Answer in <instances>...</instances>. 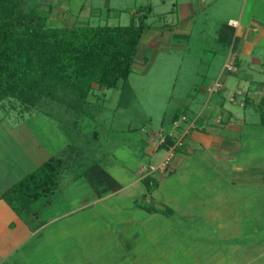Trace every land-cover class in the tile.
<instances>
[{
	"label": "rangeland",
	"instance_id": "374dc122",
	"mask_svg": "<svg viewBox=\"0 0 264 264\" xmlns=\"http://www.w3.org/2000/svg\"><path fill=\"white\" fill-rule=\"evenodd\" d=\"M183 1L194 3L195 6L192 16L194 21L190 28L179 27L178 7ZM225 1L227 0H36L35 6L40 11L47 10V3H51L52 10L48 20L55 27H68L74 23L127 25L137 8L146 5L151 7V13L145 19V23L151 27L141 34L127 78L129 91L119 106V90L111 88L95 90V96L89 97L92 103H96L98 95L102 94L104 98L97 101L98 107L88 105L87 109L84 108L88 113L86 115L91 118L83 116L76 120L71 112L63 111L62 106L52 103L46 107H37L44 108V116L47 118L63 122L73 139L68 140L70 142L65 145L70 146V152L67 166L61 172L64 175L60 179L61 186L67 184L68 178L72 180L79 177L82 169L91 163L101 162L122 186L132 181L131 177L137 175V169L139 172L141 170L140 175L144 174L142 171L146 176L149 172L159 175L155 178L158 186L152 193L146 192L143 182L138 185L141 188L136 192L143 195L139 194L134 201L137 206L147 203L152 197L157 207H167L173 211V215L166 221L162 216H155V222H174L171 225L174 233L162 237L168 239V245L175 247L173 252L164 251L158 257L159 253L154 252L152 261H146L147 264H231L234 261L235 264H264V167L262 172L243 176L232 169L233 160L217 161L210 153H204L198 161L185 169L176 165L173 168L175 174H168V170L174 166L173 159L175 161L177 158L175 154L164 172L150 171L147 168L148 165L157 167L167 154L165 149L156 146L159 137L167 134L176 139L174 136L178 131H175V124L171 121L176 112L184 113L186 120H179L177 124L185 130L200 110L209 112L214 107L213 104L217 103L224 109L244 114L247 121L254 123L259 120V114L252 108L240 107L242 95L233 94L237 90L238 81L244 85L245 74L250 75L253 80L261 79L255 69L250 68L253 64L248 55L242 56L237 73L222 72L223 65L233 56L229 54L231 52L225 41L228 36L223 25L229 17L236 15L240 7V0H232L230 7L226 2L223 8ZM220 30L225 34L220 35ZM255 49L264 50L257 46ZM220 73L228 83L227 88L222 96L217 93L209 95L206 90ZM1 104L4 109L6 101ZM96 109L99 111L95 112ZM39 111L42 113V110ZM48 124L52 126V123ZM208 127L205 129L207 134L190 130L183 142L190 149L200 151L214 148V144L218 143L215 142V137L219 140L232 138L240 148L237 159L242 162L255 160L264 154L263 127L246 128L239 137L226 131L222 137L211 133ZM92 132H95L94 136ZM252 133L254 136L251 138ZM64 153L66 154V150ZM109 155L114 158L110 159ZM252 165L257 166L254 163ZM260 165L262 164H258ZM67 193L68 188L63 195ZM47 197L39 199L27 209L30 211L34 207L46 206ZM118 202L125 204V196ZM17 204L15 202L18 208ZM206 205H210L208 211H222L219 219L214 218L222 223L221 228L210 223L204 225L205 220L202 218ZM95 208L97 206L94 205L92 209ZM60 212L59 208L57 213ZM179 216L180 220L177 219ZM141 217L147 219L146 225H150L147 216ZM143 231L146 233L143 236L145 244L156 239L148 226ZM234 243L238 249L234 248L236 250L232 252L230 245ZM141 244L144 245L143 242Z\"/></svg>",
	"mask_w": 264,
	"mask_h": 264
},
{
	"label": "crops",
	"instance_id": "0c3cea01",
	"mask_svg": "<svg viewBox=\"0 0 264 264\" xmlns=\"http://www.w3.org/2000/svg\"><path fill=\"white\" fill-rule=\"evenodd\" d=\"M185 2L183 1L178 7L179 27L190 28L194 21L192 16L195 6L194 3ZM226 2L228 7L233 4L232 0H227L222 4L223 8ZM239 3L240 7L236 15L229 17L225 23L232 30L231 43L226 44L231 52L229 54H233L232 57L227 58L228 62L225 64L232 62L234 72L237 73L242 56L248 55L247 57L250 58L253 64L250 63L252 65L250 68H254L261 79L253 80L250 75L245 74L244 85L242 86L238 81L237 90L233 91V94H241L240 107L252 108L259 114V120L254 123L247 121L244 114L224 109L217 103L213 104L214 107L209 112H205L202 107L203 110L198 112L185 130L177 124L179 120L182 122L186 120L184 113H174L171 121L173 125L175 124L174 128L178 133L176 132L174 136L176 139L169 136L172 141L180 140L183 144V151L175 153L177 158L175 161L173 159L174 166L170 169L173 174H175L173 168L176 165L185 169L198 161L204 153H210L217 161L233 160L232 169L243 176H252V173L257 174L263 171L264 154L260 158L256 157L255 160L242 162L239 158L237 159L240 148L232 138H220L219 140L215 137L214 140L218 143L214 144V148L200 151L190 149L183 142L190 130L207 134L206 126H209L207 129L213 134L222 136L226 131L232 132L235 137H239L246 128H264V124L261 123L262 114L250 106V104H258L264 94V50L262 52L255 49L256 46L264 49V0H240ZM64 13L67 15L66 11ZM222 72H224L223 68ZM224 79L225 77L220 73L216 81L222 82L223 90L213 93L223 95L228 84ZM15 106V104L6 102L3 109V104H0V264H147L146 261L148 263L152 261L154 252L159 253L157 257L164 251L173 252L175 246L168 245V239L163 238L162 235L174 233L171 226L174 222L169 221L170 225L163 224L160 220L155 222V216H162L166 221L169 216L173 215V211L170 210L171 213L168 215L151 214L137 208L135 204L136 197L139 194L143 195L136 191L141 188L138 185H141L142 179L146 176L144 171H142L144 174L140 175L141 170L139 172L138 169L135 177L130 176L132 181L122 186L100 162L99 165L121 187L116 192L100 196L95 195L81 176L74 177L72 180L68 178L67 184L61 186L60 179L64 177L61 173L57 180V190L47 197L46 206L34 207L30 211L12 209L4 201L3 193L48 158L57 156L70 142L68 140L72 139L60 120L47 118L38 109L23 113ZM48 123H52V126ZM250 135L251 138L254 136L253 133ZM109 156L110 159L114 158L113 155ZM103 157H106L105 154ZM253 163L257 166L254 167ZM258 164L262 165L258 166ZM149 166L152 165H148L147 168ZM149 173L148 176L153 179L159 177L153 172ZM157 186L158 183L155 189ZM67 188L68 193L64 196L63 193L67 191ZM123 195L125 204L121 205L118 200ZM94 205L97 208L92 209ZM59 208L61 212L57 213ZM208 208L210 205L208 207L206 205L203 210L204 225L207 226L210 223L214 227L221 228L222 223L214 218L219 219L222 211H208ZM141 216H147L148 221L151 222H149L150 225H146L147 219ZM180 218V216L177 217L179 220ZM175 224L177 225V222ZM146 226L154 232L152 236L156 238L148 244H145L143 237L146 234L143 231ZM234 248L238 249L235 243L230 245L232 252L236 250ZM143 261L145 263H142ZM163 263L167 264V262ZM230 263L235 264V261Z\"/></svg>",
	"mask_w": 264,
	"mask_h": 264
},
{
	"label": "trees",
	"instance_id": "16d2710c",
	"mask_svg": "<svg viewBox=\"0 0 264 264\" xmlns=\"http://www.w3.org/2000/svg\"><path fill=\"white\" fill-rule=\"evenodd\" d=\"M35 5L36 0H0V104L6 101L28 113L52 103L71 112L77 120L83 116L91 118L84 108L98 107L97 101L104 99L101 94L96 97V103L90 102L89 97L95 96V90L113 88L119 90V106L129 91L127 78L140 36L151 27L145 23L151 7L137 8L127 25L74 23L55 27L48 20L51 4L45 11ZM223 29L228 36L225 41L231 43L232 30L226 25ZM225 33L220 30V35ZM250 106L262 114L264 124V94L258 104ZM38 110L44 113V108ZM174 143L166 134L157 148L167 151ZM172 151L173 154L183 151V144L174 146ZM69 152L70 146L64 147L57 156L48 158L22 177L3 193L4 201L15 211H21L51 195L67 166ZM171 172L168 170V174ZM80 176L96 196L120 189L119 183L98 163L84 168ZM142 182L148 194L157 185L149 176ZM155 203L150 199L137 206L146 213H171L169 208L157 207Z\"/></svg>",
	"mask_w": 264,
	"mask_h": 264
},
{
	"label": "built area",
	"instance_id": "2783aa9c",
	"mask_svg": "<svg viewBox=\"0 0 264 264\" xmlns=\"http://www.w3.org/2000/svg\"><path fill=\"white\" fill-rule=\"evenodd\" d=\"M223 71L226 72V73L234 72V67H233L232 62H229L228 64L224 65ZM222 89H223L222 82L217 80L206 91L208 93H213V92L221 91ZM180 144H181L180 140L175 141L174 145L167 150V154L165 155V157L162 158V160L159 162L158 166L155 167V168H152L151 166H149V170L150 171L157 170L159 173L161 171L164 172L166 170V168L168 167L171 158L174 155L173 151H172L173 147L174 146H179Z\"/></svg>",
	"mask_w": 264,
	"mask_h": 264
}]
</instances>
